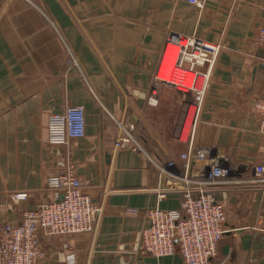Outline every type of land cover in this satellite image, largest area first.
I'll list each match as a JSON object with an SVG mask.
<instances>
[{"label":"crops","instance_id":"crops-1","mask_svg":"<svg viewBox=\"0 0 264 264\" xmlns=\"http://www.w3.org/2000/svg\"><path fill=\"white\" fill-rule=\"evenodd\" d=\"M261 28L264 0H207L202 10L187 0H1L0 227L53 201L48 178L72 167L102 213L92 233L47 238L39 231L37 264H183L177 254L155 258L142 249L145 212L178 210L181 196L159 201L151 162L129 148L115 150L119 123L149 138L142 143L153 159L179 161L191 94L161 85L166 112L157 119L146 101L167 36L193 37L222 46L193 147L211 148L233 167L263 162L252 107L264 97ZM75 105L85 109V137L48 146L49 114ZM215 196L225 205V233L211 264H264V186ZM131 208L140 214L126 215Z\"/></svg>","mask_w":264,"mask_h":264},{"label":"built area","instance_id":"built-area-1","mask_svg":"<svg viewBox=\"0 0 264 264\" xmlns=\"http://www.w3.org/2000/svg\"><path fill=\"white\" fill-rule=\"evenodd\" d=\"M187 2L202 10L207 0ZM257 42L264 44V28L259 30ZM221 50L218 44L193 37L169 34L166 38L146 102L150 107H157L161 85L191 94L192 101L180 131L187 150L179 156L178 162L173 158L153 159L136 138L134 125L119 123L120 136L114 144L115 150L129 148L151 162L160 184L159 201L171 192L181 196L178 210L155 207L145 212L149 225L141 232V246L146 254L155 258L177 254L183 264H211L225 233V205L215 193L225 190L237 194L245 187L264 186V161L255 166L239 162L233 167L228 158L215 155L211 148L193 147L192 129L200 116ZM252 107L258 118L257 131L264 137V97L255 99ZM85 127V109L81 105L69 106L62 114H49L47 145L61 147L71 140L82 139ZM46 187L53 192V201L23 211L18 225L0 227V264H37L43 256L39 231L47 238L94 231L102 206L83 191L72 167L48 178ZM26 197V194L14 195L16 200ZM124 213L140 214L132 208ZM262 233L264 256V229ZM67 260L73 262L74 258L69 255Z\"/></svg>","mask_w":264,"mask_h":264},{"label":"rangeland","instance_id":"rangeland-1","mask_svg":"<svg viewBox=\"0 0 264 264\" xmlns=\"http://www.w3.org/2000/svg\"><path fill=\"white\" fill-rule=\"evenodd\" d=\"M174 96V95H173ZM163 99H161L160 100V102H158V105H157V107H155L154 109L156 110V111H153L154 112V114H153V117H155V119H157L159 116L161 117L162 116V114L164 113V112H166V108H165V106L163 105ZM135 136H136V138L137 139H139V141L141 142V144H142V146H143V148L145 149V151L146 152H148L149 150H148V148L144 145V143H142V140H147V139H149L145 134H140V132H137V130H135Z\"/></svg>","mask_w":264,"mask_h":264},{"label":"water","instance_id":"water-1","mask_svg":"<svg viewBox=\"0 0 264 264\" xmlns=\"http://www.w3.org/2000/svg\"><path fill=\"white\" fill-rule=\"evenodd\" d=\"M1 1V0H0Z\"/></svg>","mask_w":264,"mask_h":264}]
</instances>
